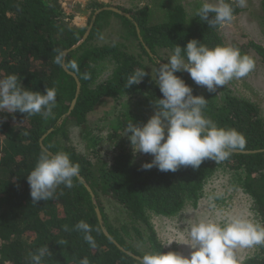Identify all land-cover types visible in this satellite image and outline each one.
Segmentation results:
<instances>
[{
    "label": "trees",
    "instance_id": "obj_1",
    "mask_svg": "<svg viewBox=\"0 0 264 264\" xmlns=\"http://www.w3.org/2000/svg\"><path fill=\"white\" fill-rule=\"evenodd\" d=\"M227 2L234 7L233 17L241 12L234 1ZM105 7L96 1L87 5L89 33L71 49L88 27L71 24L72 15L65 14L59 0H0V78L16 74L21 84L32 91L43 93L48 87L57 92L56 105L47 119L40 114L0 113V264H29L30 254L45 245L52 252L46 264H79L83 257L90 264H138L139 260L126 251L140 257L146 253L175 251L160 244L152 232L142 239L145 249L136 248V241L142 238L139 225L147 221L145 213L169 216L182 208L184 200L195 203L218 168L236 174L241 189L251 200L250 209L264 226V121L253 103L229 93H224L217 102L180 72L175 73L192 88L194 95L207 99L202 110L206 118L218 127L236 129L245 138L243 149L233 151L225 161L205 160L195 170L181 166L175 172H161L156 167L144 170L141 164L131 163L124 146L128 141L124 129L128 121L144 123L143 116L132 110L124 108L107 120L106 135L98 123L93 126L88 121V115L104 99L120 100L138 92H143L144 100L156 109L154 102L162 97L155 77L157 50L172 52L176 45L183 47L190 39L210 48L224 46L218 32L221 26L209 25L198 17L187 21L181 6H175L167 13L166 20L157 24L149 23L147 7L118 8L128 17L102 9ZM261 10L264 37V0ZM109 16L119 20L125 31L123 40H130L138 54L129 52L125 43L94 44L102 22ZM249 44L248 49L253 50L264 66V47ZM234 47L242 55L250 56L248 49ZM58 54L62 56L60 64L55 63ZM143 56L153 65L155 76L142 64ZM73 63L78 70L72 69ZM107 63L112 65L110 77L98 81L99 72ZM137 69H145L148 75L138 85L125 88L128 76ZM69 72L79 82L72 109L77 82ZM71 129L77 131L79 146L71 142ZM104 142L112 144L107 156L100 154ZM42 148L52 153H67L72 162L79 164L80 177L73 178L71 189L60 185L54 198L34 203L27 175ZM104 198L122 206L123 220L115 223L109 219ZM81 220L92 226L95 247L74 229ZM65 226L69 231H65ZM102 226L123 250L104 234ZM238 264H264V246L259 245L257 253Z\"/></svg>",
    "mask_w": 264,
    "mask_h": 264
},
{
    "label": "clouds",
    "instance_id": "obj_2",
    "mask_svg": "<svg viewBox=\"0 0 264 264\" xmlns=\"http://www.w3.org/2000/svg\"><path fill=\"white\" fill-rule=\"evenodd\" d=\"M238 5L244 7L246 0H238ZM233 13L234 7L227 0H203L189 18L198 17L209 25L224 26L232 21ZM61 62L62 56L58 54L55 63ZM254 66L250 56L242 55L232 46L210 48L197 39L188 40L183 47L176 45L167 62L159 63L156 68V85L162 94L154 102L156 110L146 122L128 121L124 129L123 135L127 136L133 155L143 153L152 157L142 162L141 168L175 172L181 166H191L195 170L205 160L219 163L233 151L243 149L244 136L234 128L218 127L206 118L202 110L207 99L194 95L192 88L175 73L186 71L195 84L215 93L229 81L248 75ZM71 67L78 70L75 63ZM146 75L145 69L135 70L128 76L125 88L138 85ZM84 78H88L87 74ZM56 95L55 88L46 87L43 93L32 91L21 84L16 74H8L0 78V113L40 114L47 119L56 105ZM79 171V164L72 162L67 153H52L42 148L27 175L32 202L54 198L60 185L71 189ZM220 195L210 194L209 204L214 207L213 201ZM74 229L83 233L90 246H96L89 223L81 220ZM65 231H69L67 226ZM188 235L187 245L191 249L188 255L175 251L146 253L138 264H237V248L264 246V226L243 213L225 212L216 219H200L189 225ZM51 255L47 245L39 247L30 254L29 264H46V258ZM79 264L90 262L83 257Z\"/></svg>",
    "mask_w": 264,
    "mask_h": 264
},
{
    "label": "rangeland",
    "instance_id": "obj_3",
    "mask_svg": "<svg viewBox=\"0 0 264 264\" xmlns=\"http://www.w3.org/2000/svg\"><path fill=\"white\" fill-rule=\"evenodd\" d=\"M66 15H72L70 23L76 26H87V19L90 10L87 7L93 1L104 4L107 7L121 9H136L138 7H147L149 10V23L157 24L164 22L167 13L175 6H181L186 13L187 21L189 16L193 15L199 8L203 0H59ZM238 5V0H232ZM239 7V5H238ZM241 12L235 15L231 22L221 26L218 30L223 40L224 46H241L242 49L250 48L253 44L264 47V37L260 26V16L262 15L261 0H246V5L240 7ZM103 27L100 34L94 39L95 45L110 44L111 42L125 43L127 50L132 54H138V50L130 40H123L125 34L119 20L113 16L102 22ZM250 57L254 60V68L243 78L233 79L227 84L218 88L215 93H209L203 86L197 85L191 79L186 71L180 72L202 93L215 99L217 102L223 97L224 93H229L235 97L245 99L259 108L260 118L264 121V66L260 59L256 57L252 49H248ZM172 54L166 49H158L154 57L157 63L167 62V58ZM142 64L153 74V65L143 56ZM99 72L98 81H103L110 77L112 65H104ZM154 75V74H153ZM155 76V75H154ZM156 77V76H155ZM97 81V82H98ZM144 93L138 92L122 97L120 100L106 98L99 103L95 109L88 115V121L91 125L99 124L103 130V135L107 134V120L116 117L119 110L124 108L132 110L143 116L144 122L156 110L144 100ZM70 139L73 144L79 146L80 138L75 129L70 130ZM128 140V139H127ZM125 150L130 154L131 163L142 164L144 161L152 159L151 155L137 153L133 155L129 141L124 144ZM112 150V144L103 143L100 154L107 156ZM239 180L232 171L218 168L213 176L205 183L200 196L194 203L191 199L184 200L182 208L175 214L164 216L153 212H146L147 221L140 224L141 239H138L135 246L139 250L145 249L143 240L152 232L157 241L164 247L174 249L176 252L188 255L191 251L187 245L189 243V225L200 219H216L219 214H247L257 222L254 212L250 209L251 200L243 192L239 185ZM221 195L213 201L214 207L208 202V196L214 193ZM103 205L109 219L115 223L125 218L124 209L113 200L104 198ZM171 242V243H170ZM169 243V244H168ZM259 245L251 248H237L235 250L237 264L249 256L257 253Z\"/></svg>",
    "mask_w": 264,
    "mask_h": 264
},
{
    "label": "water",
    "instance_id": "obj_4",
    "mask_svg": "<svg viewBox=\"0 0 264 264\" xmlns=\"http://www.w3.org/2000/svg\"><path fill=\"white\" fill-rule=\"evenodd\" d=\"M102 9H109V10H112V11L117 12V13H119V14L125 15V16H127V17L129 16L128 14L122 12L121 10H119L118 8H115V7H105V8H102ZM102 9H100V10H102ZM100 10H99V11H100ZM96 12H98V11H96ZM89 29H90V26L87 28V30H86L85 33L83 34L82 39H81V40H80L75 46H73L71 49L77 47L80 43H82V42L86 39V37H87V35H88V33H89ZM146 50H147L148 52H150L148 48H146ZM66 52H67V50L63 52V55H65ZM69 73L72 74V75L74 76V78H75V80H76V82H77L76 95H75V98L72 100L71 105H70V109H72L73 106H74V104H75V101H76V96H77L78 93H79V82H78V79L76 78L75 74H73V73H71V72H69ZM78 176H79V174H78ZM79 177H80V176H79ZM81 180H82V179H81ZM85 185H86V184H85ZM86 187H87V190L90 192V194L93 196V193L91 192V189L89 188V186L86 185ZM95 211H96L97 218H98L99 221L101 222V214H100L99 209L96 208ZM102 230H103L104 234H105L106 236H108V238H110V240H112V241H113V242H114V243H115L120 249L123 250V248H122L121 246H119V245H118V244H117V243H116V242H115V241L109 236V234H108V232L106 231V229L104 228V226H102ZM126 252H127L128 254H130L131 256H133L134 258H136V259H138V260L140 259V256L134 255L133 253L128 252V251H126Z\"/></svg>",
    "mask_w": 264,
    "mask_h": 264
},
{
    "label": "crops",
    "instance_id": "obj_5",
    "mask_svg": "<svg viewBox=\"0 0 264 264\" xmlns=\"http://www.w3.org/2000/svg\"><path fill=\"white\" fill-rule=\"evenodd\" d=\"M81 27V26H80Z\"/></svg>",
    "mask_w": 264,
    "mask_h": 264
}]
</instances>
